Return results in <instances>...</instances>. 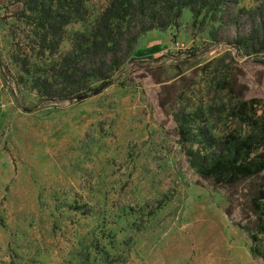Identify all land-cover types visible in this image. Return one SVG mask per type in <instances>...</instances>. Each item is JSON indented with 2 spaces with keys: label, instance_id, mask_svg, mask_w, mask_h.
Returning a JSON list of instances; mask_svg holds the SVG:
<instances>
[{
  "label": "rangeland",
  "instance_id": "374dc122",
  "mask_svg": "<svg viewBox=\"0 0 264 264\" xmlns=\"http://www.w3.org/2000/svg\"><path fill=\"white\" fill-rule=\"evenodd\" d=\"M2 7L6 65L33 45ZM180 25L141 39L127 87L60 110L0 72V264H264L237 226L257 217L262 175L199 174L227 135H261L234 110L264 99V0L184 9Z\"/></svg>",
  "mask_w": 264,
  "mask_h": 264
},
{
  "label": "trees",
  "instance_id": "16d2710c",
  "mask_svg": "<svg viewBox=\"0 0 264 264\" xmlns=\"http://www.w3.org/2000/svg\"><path fill=\"white\" fill-rule=\"evenodd\" d=\"M98 1L0 0L5 16L29 28L33 45L25 57H9V64L0 57L4 86L9 80L18 96L35 93L42 108L50 110H60L67 102L84 103L115 82L127 87L123 72L141 63L134 55L148 32L177 30L184 9L197 18L207 7L218 8L222 0H105L97 6ZM74 26L79 29L68 33ZM64 41L70 49L60 53ZM234 112L261 135H227L223 150L199 174L216 185H234L262 175L259 194L252 200L257 217L251 226H237L249 237L251 256L264 261V99L241 102ZM180 132L185 137L183 129Z\"/></svg>",
  "mask_w": 264,
  "mask_h": 264
},
{
  "label": "crops",
  "instance_id": "0c3cea01",
  "mask_svg": "<svg viewBox=\"0 0 264 264\" xmlns=\"http://www.w3.org/2000/svg\"><path fill=\"white\" fill-rule=\"evenodd\" d=\"M136 56H137V54H136ZM138 58H140V57H138Z\"/></svg>",
  "mask_w": 264,
  "mask_h": 264
}]
</instances>
